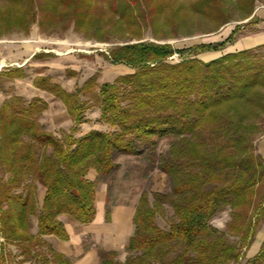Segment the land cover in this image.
Wrapping results in <instances>:
<instances>
[{"label": "trees", "instance_id": "1", "mask_svg": "<svg viewBox=\"0 0 264 264\" xmlns=\"http://www.w3.org/2000/svg\"><path fill=\"white\" fill-rule=\"evenodd\" d=\"M225 1L244 10L242 19L253 15L255 0H7L0 6V33L34 23L62 24L103 41L117 38L121 43L105 57L132 70L101 83L93 75L74 91L49 75L32 79L35 88L62 103L72 120L71 127L56 134L40 122L48 109L42 97L13 94L2 102L0 264H73L46 236L68 240L65 218L80 225L94 221L97 184L115 169V151L135 154L138 142L156 146L164 138L172 139L161 166L172 191L155 192L152 203L142 193L125 258L107 246L98 264L241 262L264 216V194L257 197L264 184V157L255 148L264 121V55L258 52L264 44L206 62L201 54L233 44L240 25L217 43L180 49L162 42L164 33L155 31L156 40L142 37V22L177 26L188 17L182 13L186 7L221 27L232 20ZM3 75L26 77L20 67ZM95 108L99 127L82 133L80 126ZM39 185L45 188L42 201ZM164 203L173 209L168 229L156 222ZM227 208L230 219L222 230L212 221ZM110 215L107 209V221ZM248 264H264V241Z\"/></svg>", "mask_w": 264, "mask_h": 264}, {"label": "rangeland", "instance_id": "2", "mask_svg": "<svg viewBox=\"0 0 264 264\" xmlns=\"http://www.w3.org/2000/svg\"><path fill=\"white\" fill-rule=\"evenodd\" d=\"M6 1L0 0V6H3ZM224 5V8L232 14V20L221 27H215L214 18L198 17L193 9L186 7L182 10V13L188 17L185 16L186 19L182 20L177 26L152 27L149 21L142 22L144 24L142 25V37L144 40H156L155 31H157V35H163L162 33H164L165 36H163L161 41L171 43L175 48L180 49L203 42L217 43L227 37L226 28L232 31L236 25H240L238 36L250 35L255 30V23L248 22L252 16L242 19V15L245 12L238 4H231L230 1L226 3L225 1ZM260 5H264V0H255L254 7L256 8ZM190 23L192 27H187ZM61 25L57 27H40L38 23H34L29 29H26V27H11L0 33V44L2 43L3 47H5L4 51L7 53L5 57H8L4 60L5 65L0 69L3 83L0 99L4 101L15 94L17 79L11 80L3 75L14 68L20 67L26 74L22 82V90L25 93V97L32 94L30 93L32 88L28 85V82L39 75H49L52 77V81L59 83L66 90L74 91L93 75H96V80L101 83L110 79L111 76L121 70V66L109 63L105 55L112 47L121 43L122 40L110 38L108 41H103L90 37V34L78 31L73 26L63 27ZM3 28L6 29V27ZM35 38L38 41H35ZM133 41H136V39ZM35 42L38 45V50L32 57H28L29 52L22 45ZM233 44H228L223 50L215 51L212 54H201L200 57L207 62L225 53L239 51L233 50V48H229L231 50L228 51V47ZM258 52L264 55V49H259ZM171 59L176 62L179 60V56L176 54ZM64 71L66 72L64 73ZM89 94L91 93L89 92ZM51 105L54 108L53 118L48 114H44L47 109L40 119L46 130L51 129L52 121L57 119L56 117L63 107L59 100H54V103L48 104V108ZM261 126L263 131L257 135L255 148L257 153L262 154L264 157V121L261 122ZM171 141V138H164L156 146L138 142L136 153L131 155L118 151L114 152L115 169L109 175L102 176L97 184V201L102 200L104 202L106 211L107 209L112 211L114 205L124 202L137 205L142 193H146L149 196L150 203H152L155 192L170 193L172 191V181L161 168L168 157ZM39 186V189L45 190L42 185ZM263 194L264 184L260 186V192L257 197L261 199ZM104 197L106 201H103ZM172 219L173 209L168 203H164L161 212L156 216V222L161 228L168 229ZM229 219V208H227L218 213L212 223L218 228L226 230V224ZM64 221L71 225L75 224L67 221L66 218ZM33 224L34 222L31 220L30 230L35 233V225ZM231 239L234 240L235 238L231 237ZM0 240L4 239L0 236ZM106 240L111 241L101 237L99 241L96 240L94 243L99 246L102 243H106ZM263 241L264 216L256 230L251 247L246 250V254L239 264H248V259L256 255ZM10 249L14 248L10 247ZM99 254L101 257L102 254L100 252ZM125 256L126 253L124 251L118 254V258L121 257V259H124Z\"/></svg>", "mask_w": 264, "mask_h": 264}, {"label": "crops", "instance_id": "3", "mask_svg": "<svg viewBox=\"0 0 264 264\" xmlns=\"http://www.w3.org/2000/svg\"><path fill=\"white\" fill-rule=\"evenodd\" d=\"M252 17H256L258 22L254 24L255 30L250 35H241L235 41L233 45L228 47V51L233 48V50H242L246 48L256 47L258 45L264 44V5L257 6L254 10ZM227 35L231 32L230 29L226 28ZM226 38V37H225ZM36 39V38H35ZM35 41H38L37 39ZM12 46V45H11ZM25 46V50H28L29 56L32 57L37 52L38 45L37 43H31ZM3 44H0V62H4V60L8 57H5L7 54L4 51ZM14 48V47H12ZM215 52H207L206 54H212ZM121 66V70L111 76L110 79L104 81H112L116 76L124 72H131L132 70L124 65ZM66 71H64L65 73ZM54 76V75H53ZM24 79L16 80V90L15 94L25 96L24 91L22 90V82ZM103 82V81H102ZM28 85L32 88L30 90V96H26V98H32L33 96H40L45 99L48 104L54 103L56 100L51 94L39 90L32 85V79L28 82ZM30 88V89H31ZM3 102V99H0V105ZM52 106V107H51ZM44 113L48 114L50 117L54 114L53 105ZM63 108V109H62ZM59 115L56 117L57 119H52V127L48 129L53 131L55 134L60 132L61 130H65L72 125V120L68 116L65 107L63 106ZM99 116V109L95 108L92 112L88 114V121L83 123L81 127V132H86L87 130L95 127H99L96 125V119ZM46 120V119H45ZM47 123V122H46ZM91 178H95V174L90 175ZM44 189H39V200L42 201L44 196ZM106 201L105 197L104 200ZM136 210L135 203H121L114 205L110 215V221L106 220V208L104 206V202L102 200L97 201V214L92 223L89 225H80V224H69L66 221V229L69 234L68 240H60L55 236H46L47 241H49L55 249L58 251L65 253L68 257L71 258L73 264H98L100 262L101 257L99 252L103 250L105 247L110 246L112 249H115L119 252L124 250L125 242L127 236L131 235L134 226H133V216ZM35 225V232L37 230V221L35 218L32 219ZM103 237V239H110L111 241H107L106 243H102L99 246L94 243L99 241V238ZM254 248V247H253Z\"/></svg>", "mask_w": 264, "mask_h": 264}, {"label": "built area", "instance_id": "4", "mask_svg": "<svg viewBox=\"0 0 264 264\" xmlns=\"http://www.w3.org/2000/svg\"><path fill=\"white\" fill-rule=\"evenodd\" d=\"M5 65L4 62H0V69Z\"/></svg>", "mask_w": 264, "mask_h": 264}]
</instances>
